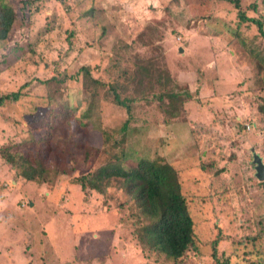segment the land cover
Instances as JSON below:
<instances>
[{
  "label": "rangeland",
  "instance_id": "1",
  "mask_svg": "<svg viewBox=\"0 0 264 264\" xmlns=\"http://www.w3.org/2000/svg\"><path fill=\"white\" fill-rule=\"evenodd\" d=\"M10 1L17 10L23 5L22 0ZM165 7L168 12L164 11ZM89 8H94V12L84 16V12L90 11ZM224 9H234L233 3L229 0H40L35 1L28 11L25 10L31 15L30 19L25 23L16 21L7 40L0 43V99L14 90L21 89L23 93L16 104L11 100L4 101L9 111L8 118L3 115L4 108L0 107V264H104L107 255L109 264H122L125 259L117 243L121 239L128 241L133 234L125 235L122 230L129 207L127 202L123 203L127 192L119 186L120 180L113 178L107 193L94 189L93 192L81 191L73 182L77 173L87 172L105 162V151H99L91 157L94 161L92 166L84 161L83 152L76 155V162L79 163L76 173L61 175L62 182L53 170L54 161L60 159L55 153H60L63 148L74 151V146L65 145V141L67 137L71 140L69 130H73L76 121L64 123L60 129L63 136L58 135L57 140L52 138V144H46L45 141H27L26 126L29 129V126L40 125V114L48 113V108L38 110V120L30 119L29 125L18 124L19 116L14 115L16 107L22 103L35 107L34 104L40 105L42 98L55 91L56 83L46 86L40 79L43 81L64 70L71 75L81 62L93 67L101 64V68L106 70L111 62H116L121 68L133 72L137 66L134 63L136 60L154 61L156 68L169 71L177 90L191 93L185 110L193 118V126L198 122V115L205 118L202 124L205 125L206 121L211 124L213 139H218L217 146L223 147L218 156L222 152L225 157L230 154L233 149L230 134L242 130L246 131V137L260 139L263 150L259 155L264 163V112L260 109L264 104V70L249 64L240 43L228 44L222 40L211 43L209 32L217 30L209 22L212 27L209 31L204 16H216ZM244 9L248 16L264 20V0H255ZM18 12L24 14L23 11ZM236 16L237 11L232 13L231 18ZM221 20L222 23L225 21ZM49 22L52 26L48 25L47 28ZM251 27L250 35H253L257 26L252 23ZM71 28L77 30L76 36L81 38L79 44L85 45L89 40H94L97 47L101 46L102 60H98L100 51L90 46H87L80 60L72 53L65 56L64 52L69 46L67 34ZM258 42L264 47V38L259 36ZM104 57L109 60H104ZM102 69L94 67L92 72L108 80ZM64 86L65 93L61 95L64 102H67V98L85 96L80 80L66 79ZM97 90L94 103H91L93 110L88 119L90 127H87V140L94 143L95 148L102 144L103 131L118 136L129 117L125 107L114 103L111 91L103 86ZM75 106L81 110L87 107L78 103ZM152 113H156L155 108L144 106L139 116L149 118L150 125ZM214 115L225 122V127L220 129L216 125L217 117ZM237 122L241 123L237 125ZM159 126L151 127L146 132L144 137L148 141L140 148V154L153 159L163 153L175 152V160L170 155L167 158L183 166L184 191L193 193L208 190L206 187L199 188L200 191L191 189L207 183L206 177L197 170L200 163L195 144L197 132L192 130L189 122ZM80 135L77 134V139ZM9 143H19L18 147L26 155L42 148L44 153L41 157L48 166V182L54 184V188H59L57 194L60 197L57 201L50 200L49 195L44 197V191L37 181L17 177L16 164L1 154L2 148ZM12 154L15 160H19L17 154ZM238 154L239 157L244 154L250 158V153H244V150ZM252 174L258 177L255 165L247 171V175ZM197 177L198 183H195ZM258 180L264 179H253L251 185H244L252 193L255 203L260 201L258 196L260 194V198L262 192L261 186L255 184ZM63 185H69L67 191ZM228 195L231 198L226 203L223 199L218 202L216 198L208 205L192 203L200 248V252H190L192 261L200 264L215 262L213 241L219 235L221 242L218 256L224 252L234 260L249 258L252 261L264 256V241L257 235L259 231L254 226L255 214L251 206L234 192ZM12 212L21 214L15 216L19 220L3 224L6 218L8 222V218L14 217ZM114 244L118 251L114 249ZM61 254L66 256L67 261L61 263Z\"/></svg>",
  "mask_w": 264,
  "mask_h": 264
},
{
  "label": "trees",
  "instance_id": "2",
  "mask_svg": "<svg viewBox=\"0 0 264 264\" xmlns=\"http://www.w3.org/2000/svg\"><path fill=\"white\" fill-rule=\"evenodd\" d=\"M35 1L40 0H22L23 5L18 10L23 11L24 14L20 15L10 0H0V43L7 40L9 32L16 21L22 20L25 23L30 19L31 15L25 10L28 11ZM229 1L233 3L234 9H224L217 13L216 16H204V21L208 25L209 31L212 29L209 22L217 30L216 32H209L211 43L215 44L220 40L226 41L228 44L240 43V48L244 51L249 64L255 65L257 68L262 67L264 70V47L261 45L262 43L258 42L259 36L264 38V20L248 16L244 9L249 7L255 0ZM89 9V12L83 13L84 16L94 12V8ZM164 11L168 12L166 7ZM235 11H237V16L233 19L231 15ZM221 19L225 21L222 23ZM252 23L257 26L256 35H250ZM48 25L52 26L50 22L47 24V28ZM76 34V29L71 28L68 30L69 46L64 52L65 56H70L72 53L74 57L80 60V57L83 58V53L87 46H90L100 51L98 60H102L100 58L102 53L101 46L97 47L96 43L93 42L94 40H89L85 45H81L79 44L81 38L76 36ZM72 50H75V54ZM104 60L109 59L104 57ZM111 63L108 70L102 69L101 64L94 66L102 69L103 73L109 77L108 80L96 76L92 72L94 67L89 63L83 62L78 64L71 75H68L66 73L67 70H64L65 74L63 73L64 71H58L57 75L53 74L43 80L44 82L40 79V82L46 84V86L56 83L55 91L51 94L48 93L45 98H42L40 105L39 103L34 104L35 107H28V104L24 106L22 103L16 107L14 115L19 116L18 124L29 125L30 119L38 120V110L48 108V113L40 114L42 119L40 125L32 128L29 126V129L25 125L28 133L27 141L36 143L45 141L46 144H52L54 139L57 140L58 135L63 136L60 133L62 132L60 129L64 123L72 124L73 121H76L73 130H69L72 137L71 140L67 137L65 141V145L72 144L74 146V151H68L67 148H63L60 153H55L51 150L52 153L60 156L59 160L54 161L53 170L57 179L62 182L63 177L61 175H73L76 173L79 166V163L76 162L78 158L76 155H80L83 152L85 154L84 161L92 166L94 161L91 160V157L95 156V153L99 151H105L107 154L105 162H102L97 168H91L87 172L77 173L73 182L81 191L93 192L92 189H94L101 193H107L110 181L115 178L120 180L121 185L119 186L126 190L127 195L123 203L127 202L129 209L126 211L127 215L125 216L127 217L122 224V230L125 235L132 233L133 237L128 241L121 239L117 243L121 247L119 251L122 256L125 255V259L122 257V264H200L192 261L189 256L190 252H200L196 238L197 221L194 217L195 212L193 211L194 206L192 203L198 202L208 205V202H214V198L218 202L223 199L224 203H226L231 198L228 195L229 192L238 194L239 199H243L248 206H251L255 214L254 226L259 231L257 235L264 241V180L255 182V184L261 186L262 191L261 197L259 198L260 194L258 196V199H260L258 203L253 202L252 193L244 188V185H251L253 179L258 178L255 174L247 175V171L252 169V166L254 168L255 164L252 162L254 153L260 154L263 150L260 139L257 137L253 140L251 137H246V131L238 130L239 132L231 133L230 138L228 137L232 141L233 147L230 154L225 157L222 152L218 156L223 147H218L216 144L218 139H213L214 132L211 129V124L209 125L208 121H206L205 125L202 124L201 122H204L205 118L202 115H198V122L194 123L193 126L191 123L193 118H190L187 109L185 110L191 93L188 90L182 92L177 90L175 88V80L171 77L168 70H159L156 68L154 61L146 59L136 60L134 63L137 66L133 72L130 69L121 68V65L116 62ZM66 79L80 80L83 86L82 92L85 96L76 99L67 98V102H64L61 99V95L62 92L65 93L66 87L64 83ZM101 86L113 93L114 103L125 107L129 117L119 130L121 134L115 136L112 132L103 131L102 144L95 148L94 143H89L87 140L89 132L87 127H90L91 123L88 120L91 110H93L91 103H94L97 95L96 91H98L97 88ZM21 93V89L14 90L6 93L0 99V107L4 108L3 115H5V118L9 117V111L6 110L5 104H3L4 101L11 100L16 104L23 96L20 95ZM52 102H55V106ZM77 103L87 107L81 110L76 108L75 104ZM144 106L155 108L156 113L151 114V118H153L150 125L148 124L149 118L145 119L139 116V111ZM7 107L9 108L10 106L7 104ZM260 109L264 112V104L261 105ZM160 112L163 113L158 115ZM214 116L217 117L216 125L220 129L225 127V122L219 116ZM177 122H189L192 130L198 134V136L195 135V144L198 147L197 154H200L198 156L200 163L197 165V170L206 177L207 183L205 186L201 184L198 188L192 187L191 189L192 191L197 189L200 191L199 188L206 187L208 190L193 193L184 191L182 181L183 166L173 163L167 158L168 155L173 158L175 152L163 153L153 159L140 154V148H143L148 141L144 135L151 127H158L161 124L170 126ZM238 123L241 122H237V125H239ZM242 125L244 127V123ZM240 133L244 134L238 136ZM77 134H81L78 139ZM18 146L19 143H9L2 148L1 154L6 156L10 162H14L12 164H16V168L19 170L18 172L16 169L15 172L17 177L23 176L27 181H37L44 191V197L49 195L48 198L50 200L57 201L58 197H60L57 194L59 188H54V184L48 182L46 176L48 166L44 164V160L41 157L44 153L42 148L37 149L34 154L26 155L23 154V150ZM240 150H244V153L249 152L250 158H246V156H243L244 154L239 157L238 153ZM204 151L206 155H204ZM12 153L17 154L20 157L19 160H15L12 157ZM68 153L69 155H67ZM173 159L175 160V158ZM237 175L238 178H236ZM196 179L199 178L194 179L195 183H198ZM68 186L63 185V189L67 191ZM47 188L48 193L45 194ZM106 202L109 204V201L106 200ZM12 214L14 216L12 217L13 219L8 218L7 222L6 218L3 224H9L16 219L19 220L18 217H15L21 216L19 212H12ZM134 237L135 240L133 239ZM220 242L221 235L213 241L215 262L211 264H245V262L247 264H264V256H259L254 261L249 258H235L234 260L224 252L218 256V245ZM114 249L118 251L116 245ZM110 252H113V250ZM59 258L61 263L66 260L64 254L59 255ZM104 260V264H109L108 255ZM65 264L67 263L65 262Z\"/></svg>",
  "mask_w": 264,
  "mask_h": 264
},
{
  "label": "water",
  "instance_id": "3",
  "mask_svg": "<svg viewBox=\"0 0 264 264\" xmlns=\"http://www.w3.org/2000/svg\"><path fill=\"white\" fill-rule=\"evenodd\" d=\"M253 162L255 163V168H256V174L259 179H264V163L262 161V157L254 153V160Z\"/></svg>",
  "mask_w": 264,
  "mask_h": 264
}]
</instances>
